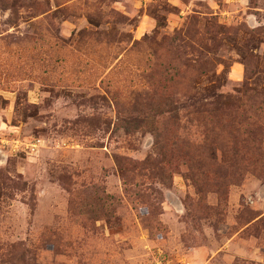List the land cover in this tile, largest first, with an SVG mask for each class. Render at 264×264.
Returning <instances> with one entry per match:
<instances>
[{
  "label": "rangeland",
  "instance_id": "obj_1",
  "mask_svg": "<svg viewBox=\"0 0 264 264\" xmlns=\"http://www.w3.org/2000/svg\"><path fill=\"white\" fill-rule=\"evenodd\" d=\"M244 83L264 0H0V264H264V138L156 112Z\"/></svg>",
  "mask_w": 264,
  "mask_h": 264
},
{
  "label": "trees",
  "instance_id": "obj_2",
  "mask_svg": "<svg viewBox=\"0 0 264 264\" xmlns=\"http://www.w3.org/2000/svg\"><path fill=\"white\" fill-rule=\"evenodd\" d=\"M193 99L160 93L156 112L169 115L171 140H185L181 135L195 126L200 130L199 140H263L264 90L244 83L239 95L216 92L192 103ZM154 135L157 142L166 140L162 129Z\"/></svg>",
  "mask_w": 264,
  "mask_h": 264
}]
</instances>
